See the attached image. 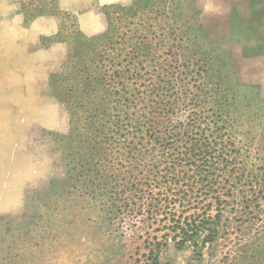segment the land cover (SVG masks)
Listing matches in <instances>:
<instances>
[{
	"label": "rangeland",
	"instance_id": "1",
	"mask_svg": "<svg viewBox=\"0 0 264 264\" xmlns=\"http://www.w3.org/2000/svg\"><path fill=\"white\" fill-rule=\"evenodd\" d=\"M138 6L143 17L158 11L161 18L139 23ZM151 35L161 46L154 54ZM95 42L106 70L123 63L126 87L115 78L106 105L125 94L129 113L151 116L162 160L178 162L184 146L191 157L189 146L205 142L223 162L217 169L228 162L239 170L247 147L232 151L229 142L242 137L254 149L246 168L260 167L264 153L253 146L264 140V0H0V264H142L156 242L165 244L169 264H230L235 243L254 238L261 221L245 233L230 221L240 238L230 234L198 255L195 246L176 247L173 224L179 214L201 213L210 198L192 195L198 199L181 204L178 186L166 192L153 183L141 201L111 208L101 200L114 190L70 170L75 162L61 134L72 115L61 101L63 83L73 65L90 64ZM124 44L138 57L119 50ZM130 60L142 62L138 73ZM153 103L160 106L152 115Z\"/></svg>",
	"mask_w": 264,
	"mask_h": 264
},
{
	"label": "trees",
	"instance_id": "2",
	"mask_svg": "<svg viewBox=\"0 0 264 264\" xmlns=\"http://www.w3.org/2000/svg\"><path fill=\"white\" fill-rule=\"evenodd\" d=\"M141 9L139 6L135 8L139 23L143 19L144 21L145 19L158 21L161 18L158 11L156 15L150 11L145 12L143 17L144 10ZM140 29L137 24L134 31L129 34L130 38L138 40ZM147 31L152 32L148 28ZM127 33L128 31H125L120 35L122 43H125L124 37ZM154 39L151 35L147 42L151 47L149 54H154L155 49L153 48H161L160 45L153 43ZM97 44L95 42L90 47L92 52L89 56L94 55L91 57L90 64L73 65V69L66 71L65 79L63 78L65 80L63 86L66 89L64 99L66 100L61 101L67 106L70 105L72 119L70 131L61 136L65 138L64 146L70 150L68 156H73L75 162L70 167V170L75 172L74 176L88 179V182L99 190L103 187H110L114 190L110 198L101 200L104 205L108 201L111 208L121 209L129 205L130 201L135 203L141 201L148 191L145 186H152L153 183L166 192L172 190L175 185L178 186L184 191L179 199L181 204L184 201L191 202L198 199L195 197L193 200L192 195H198L202 197V200L210 198V202L202 206L201 213L193 212L187 216L179 214L173 224L175 232L173 239L176 247L182 249L191 245L195 246L194 251L198 255H201L203 248L207 245L208 247L213 246L219 239L229 238L230 234L236 233L240 238L239 233L229 229L230 221L235 220L237 231H242V233H245L246 228L254 226L258 220L261 221L260 226H263L264 156L258 160L259 168H246L245 164L250 158L249 154L254 149H250L251 143H246V145L241 143L244 139L240 137L238 143L229 142L233 146L232 151H235L234 147L237 145L240 149L247 147L246 152L248 153L241 158L239 170L230 168L231 164L228 162L223 168L217 169L223 162L213 160L208 151L210 145L207 146L205 142L192 143L189 146L192 151L191 157L188 153L189 148L184 146V150L180 151L183 156H179L178 162L173 159H169L168 162L162 160L156 148L161 147L158 145L159 140L155 138V141H151L154 138V127L149 121L151 116L148 118L138 111H135V115L129 113L130 101L126 104L125 94L110 100L114 101L115 98L114 106L106 105L108 102L105 94L114 85L112 81L117 77L121 78V88L125 89V76L122 74L123 71L121 72L122 62L120 64L114 62L106 70L105 57L102 56L103 54L99 55ZM110 45L111 48L115 47V44ZM120 48L122 49L119 50L129 49L132 52L136 49L130 44H124ZM94 52L98 53L95 55ZM136 55L138 57L137 52ZM132 63H134V72H137L142 62L130 60L128 64ZM110 69L113 71L109 73ZM102 72H104L103 76ZM59 79L56 80L58 88L61 87ZM125 105H127L126 108ZM152 106L154 109L150 113L153 115L159 111L156 107L160 105L153 103ZM69 141L70 145L67 144ZM229 143L223 147H227ZM239 144L242 146L239 147ZM253 147L255 151L258 149L260 153H264V140L254 144ZM236 159L237 155L233 156L234 163ZM164 162L166 165L162 167ZM159 193L165 192L159 191ZM210 210H215V212ZM228 211L233 215L224 220L223 217ZM257 230L258 233L253 236L254 238H244L235 243V256H233L235 260H231L230 264L264 263V228L262 230L257 228ZM162 244V242L153 243L145 254L142 264H169L162 259L161 251L165 245Z\"/></svg>",
	"mask_w": 264,
	"mask_h": 264
},
{
	"label": "crops",
	"instance_id": "3",
	"mask_svg": "<svg viewBox=\"0 0 264 264\" xmlns=\"http://www.w3.org/2000/svg\"><path fill=\"white\" fill-rule=\"evenodd\" d=\"M112 2H127V0H111ZM250 17H252V16H250Z\"/></svg>",
	"mask_w": 264,
	"mask_h": 264
}]
</instances>
